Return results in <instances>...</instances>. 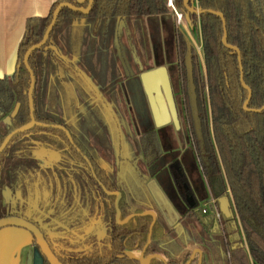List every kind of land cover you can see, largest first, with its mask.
I'll list each match as a JSON object with an SVG mask.
<instances>
[{"label":"trees","instance_id":"obj_1","mask_svg":"<svg viewBox=\"0 0 264 264\" xmlns=\"http://www.w3.org/2000/svg\"><path fill=\"white\" fill-rule=\"evenodd\" d=\"M62 1L87 5V0H57L47 15L25 20L15 70L0 78V143L29 121V73L23 55L41 40L54 8ZM174 1L190 29L198 27L201 56L189 36L174 24L166 0H92L86 14L62 7L46 42L29 55L38 124L13 135L0 153V217L37 203L46 212L42 223L50 234L42 229L45 239L63 264H264V110H249L264 104V0H189L190 6L204 10L200 14L186 10L182 0ZM208 9L223 14L226 42L238 48L241 69L237 53L221 42L220 18ZM141 18L165 19L173 41L175 60L167 70L175 109L200 177L197 185H191L183 171L177 176L184 187L182 218L198 224L201 232L191 229L175 234L158 214L152 219V202L121 169V161L132 163L119 149V173L114 178L108 160L113 140L99 107L89 106L83 118L91 132L96 130L107 162L94 156V148L89 151L74 132L67 128L71 142L53 126L63 125L64 111L58 91L51 86L45 89L48 68L67 66L81 75L85 71L102 88L120 76L114 53L106 45L108 35L99 41L81 21H93L97 31L111 21L137 23ZM56 29H61L62 46L53 39ZM63 49L72 57H63ZM240 75L250 89L248 109L243 108L247 90ZM70 83L78 99L87 102L83 85L74 78ZM16 103V115L5 123ZM141 143L142 158L152 174L160 167L153 129L142 132ZM39 149L55 152L59 159L51 167L43 166L34 156ZM2 186L19 192L20 200L13 207L1 203ZM114 191L119 192L117 201ZM204 200L212 201L207 213L199 208ZM97 220L106 226L100 241L88 231ZM125 249L142 250L143 257H149L142 263L124 254Z\"/></svg>","mask_w":264,"mask_h":264},{"label":"rangeland","instance_id":"obj_2","mask_svg":"<svg viewBox=\"0 0 264 264\" xmlns=\"http://www.w3.org/2000/svg\"><path fill=\"white\" fill-rule=\"evenodd\" d=\"M177 12L181 18L179 19L172 11L174 24L182 28L189 36L198 55L201 56L198 27L196 26L193 30L190 29V22L186 20L183 12L179 9ZM81 23L87 25L91 32L99 38V41H102L104 35H108L106 45L114 53L120 76L110 86L102 88L80 66L84 75L62 65L57 70L48 68L46 70V82L54 85L61 95L65 115L64 122L78 135L81 133L78 121L80 115L90 105L99 107L110 125L113 144L108 160L114 178L119 173L118 166L116 167V156L119 149L120 155L127 158L126 161L131 160L132 163L121 161V169L123 167L133 182L140 184L147 192L153 206L151 212L160 216L166 228L172 229L175 234L181 231L190 232L191 229L203 231L198 224L182 218L185 202L182 196L183 186L176 181L177 166H182L181 169L191 181L190 184L193 185L198 181L199 173L186 147L182 131L183 125L176 113L171 85L170 94L175 113H170L171 121L168 124L154 127L146 97V90L149 86L144 85L141 78L142 74L157 68L154 67L156 63L159 62V67L166 69L168 64L175 60L173 41L170 40V35L167 32L166 20L160 19L153 22L141 18L137 23L131 19L111 21L98 26L97 31L93 28V21L82 20ZM53 39L62 46L61 29L55 30ZM62 54L67 58L72 57L64 49ZM72 78L83 85L88 94L86 103H82L73 92L70 83ZM159 80H164V77L160 75ZM150 125L155 128L156 134L159 135L156 137V143L159 152L157 166L160 167L152 174L144 161V157L142 158L143 145L141 143V134ZM105 156L102 154L104 161H106ZM210 203L211 200L200 201V210L207 213ZM16 228L14 226L2 227L0 233ZM91 229L96 231L98 240L105 234V226L99 221L94 222ZM0 250V258L2 257L0 264H4L7 253L4 247ZM128 254L140 258L141 251L129 250Z\"/></svg>","mask_w":264,"mask_h":264},{"label":"water","instance_id":"obj_3","mask_svg":"<svg viewBox=\"0 0 264 264\" xmlns=\"http://www.w3.org/2000/svg\"><path fill=\"white\" fill-rule=\"evenodd\" d=\"M188 1L189 0H182V4H183V7L186 10H188L189 12L200 14L204 11L202 9L197 8L196 6H190ZM91 4H92V0H87V5L85 7L76 6V5H74L70 2H67V1H62V2L58 3L57 6L53 10L50 22L48 23L41 40L37 43L30 45L25 50L24 55H23V64L29 73V87H28L27 97H28L29 117L30 118H29L28 122H26L25 124H23L22 126L16 128V129L10 131L3 138V140L0 143V153L2 152V150L6 146L7 142L9 141V139L13 135H15L19 132L25 131L35 124H38V122L34 119V115H33L32 92H33L35 81H34L33 71H32V69L28 63L29 55L31 54L32 51L38 49L39 47H41L46 42V40L49 36V33L55 24L59 10L62 7H67L72 11H79L81 13L86 14L89 12V10L91 8ZM207 11L212 13V14L217 15L220 18L221 24H222V31H223L222 36H221V42L223 43L224 46L234 50L237 53L239 67L241 69L238 48L236 46L230 45L226 42V26H225V19H224L223 14L219 11H215V10H211V9H208ZM160 75H162L164 77V80H159ZM141 78H142L143 84L146 86H149L147 88L146 92H147V96H148V100L150 103V107H151V111L153 114V119H154L155 124L157 126H160V125H163V124L169 122V120H170L169 112L174 114L175 109H174V106H173V103L171 100L170 84H169V80L167 77L166 69L163 67H157L155 69H152V70L142 74ZM240 82H241L242 87L247 90V98L243 102V108L248 109L247 103H248V99L250 97V89L244 83V81L242 79V75H240ZM161 88L163 89V93L161 92ZM18 109H19V103H16L15 106L13 107L12 111L10 112L9 116H6L4 118V122L9 123L10 119L16 115ZM249 110H252L254 112H259L261 110H264V104L259 108H254V109H249ZM175 125L177 126V123H175ZM58 127L65 130L62 126H58ZM113 193L115 194V196H116L115 200L117 201V198L119 197V192L115 191ZM152 219L153 220L155 219V214L153 212H152ZM7 225L21 226V227L26 228L27 230L31 231L37 240L40 251L47 257L50 264H61L54 257V255L51 253V251L49 250L48 245H47L46 241L44 240L42 234L39 232V230L35 226L30 224L26 220L19 218V217H15V216H7V217L0 218V228L7 226ZM193 251H196V249H194ZM41 252H38L37 250H35V252H34V255H35L34 264H40V261H41V256H40L41 254L40 253ZM148 257H143V251H141V255H140L139 260H140V262L143 263L147 260Z\"/></svg>","mask_w":264,"mask_h":264},{"label":"crops","instance_id":"obj_4","mask_svg":"<svg viewBox=\"0 0 264 264\" xmlns=\"http://www.w3.org/2000/svg\"><path fill=\"white\" fill-rule=\"evenodd\" d=\"M55 1L0 0V78L12 75L15 70L26 18L47 15ZM36 156L39 160L47 157L43 151H38ZM2 197L5 202H13L17 194L3 188ZM2 247L7 253L4 264H29L30 237L25 231L10 229L0 233V249Z\"/></svg>","mask_w":264,"mask_h":264},{"label":"flooded vegetation","instance_id":"obj_5","mask_svg":"<svg viewBox=\"0 0 264 264\" xmlns=\"http://www.w3.org/2000/svg\"><path fill=\"white\" fill-rule=\"evenodd\" d=\"M181 18V17H180ZM142 39V38H141ZM65 51H66V49H64ZM63 55V54H62ZM63 57H66L65 55H63ZM67 58V57H66ZM169 65V64H168ZM160 66V64H159V62L158 63H156L155 64V66L154 67H159ZM166 69H168V66L166 67ZM167 73H168V78H169V82H170V76H169V72H168V70H167ZM46 76V75H45ZM45 83L47 84V82H46V78H45ZM35 85V84H34ZM170 85H171V82H170ZM50 86L52 87V88H55L57 91H58V89L54 86V85H51L50 83H48L47 84V87H45V89H46V91H48L49 90V88H50ZM171 89H172V97L174 96L173 94H174V90H173V88H172V86H171ZM161 92H162V88H161ZM58 93H59V91H58ZM46 94H47V92H46ZM59 95H60V93H59ZM61 96V95H60ZM146 97H147V102H148V104H149V106H150V103H149V100H148V96H147V92H146ZM81 100V99H80ZM81 102H82V100H81ZM173 102H174V106H175V101H174V97H173ZM82 103H86V102H82ZM90 106H94V105H90ZM96 106V105H95ZM89 107V106H88ZM87 107V108H88ZM86 108V109H87ZM86 109L84 110V113L82 114V115H80V118H79V123H80V131H81V133H79L78 134V137L85 143V145H86V147L88 148V150L89 151H91L92 150V148H94V152H95V154H94V156L95 155H99V157L101 158L102 157V151L100 150V148H99V146H98V144L100 143V140H99V138H98V136H97V134H96V130L95 131H93V132H91V130L89 129L90 127H88L85 123H86V121H85V119L83 118V116H85V111H86ZM33 110H34V108H33ZM150 110H151V107H150ZM169 111V110H168ZM176 113H177V111H176ZM151 114H152V111H151ZM34 115V114H33ZM169 115H170V112H169ZM152 118H153V114H152ZM35 119V118H34ZM64 119H65V115L63 114V125H61V124H54L53 126H55V127H57V128H59V129H61L60 127H58V126H62L65 130H63V129H61L63 132H65V134H66V136L70 139V135H69V131L67 130V128L70 130V131H72V132H74L73 130H72V128H70L65 122H64ZM181 120V119H180ZM152 121H153V125H154V127H157V125L155 124V122H154V119H152ZM171 121V118H170V120H169V122ZM169 122H167V123H165V124H163V125H160V126H164V125H166V124H168ZM6 123V122H5ZM181 123H182V121H181ZM183 125V124H182ZM153 126H147V128H151V129H153L154 130V132H155V138L157 137V136H159V135H157L156 134V131H155V128H154ZM183 127V129H182V131H183V133H184V139H185V141H186V147H187V150H188V152H189V154H190V156L192 157V160H193V156H192V153H191V150H190V148L188 147V141L186 140V136H185V129H184V126H182ZM109 129H110V125H109ZM146 129V128H145ZM144 129V130H145ZM75 133V132H74ZM76 134V133H75ZM81 134H84L83 136L81 135ZM77 135V134H76ZM110 135V139H112V137H111V133L109 134ZM71 140V139H70ZM71 142H72V140H71ZM158 148V147H157ZM38 151H43L45 154H46V158H42L41 160H39L38 158H37V156H36V153L38 152ZM34 156L36 157V159L38 160V162L41 164V165H43V166H47V167H51L52 166V164L54 163V162H56L58 159H59V157H58V155H57V153H55V152H49V151H45V150H43V149H39V150H37V151H35L34 152ZM85 159H86V161H87V165H88V168H89V171L92 173V175L93 176H95V171H94V169H93V167H92V165H91V163H90V161L85 157ZM41 161V162H40ZM51 161V162H50ZM193 163H194V160H193ZM194 166H195V163H194ZM196 167V166H195ZM182 168V166H177V171H178V174L180 173V172H182L183 170L181 169ZM184 172V171H183ZM185 173V172H184ZM178 174H177V176H178ZM177 176H176V181H177ZM185 176H186V174H185ZM187 178V177H186ZM187 180H188V182L190 183L191 181L187 178ZM199 180H200V177L198 178V181L196 182V183H194V184H198V182H199ZM178 183V182H177ZM180 184V183H179ZM180 185H182V184H180ZM191 185H193V184H191ZM183 186V185H182ZM3 188H7L6 186H2L1 187V203L3 204V205H6V206H10V207H13L14 206V204H15V202L16 201H18V200H20V194H19V192L18 191H11L9 188H7V189H9L11 192H14V193H16L17 194V197L14 199V201L13 202H5L4 200H3V197H2V189ZM183 189H184V187H183ZM183 191V190H182ZM115 192V191H114ZM116 197V196H115ZM116 199V198H115ZM13 211H11L10 210V213L9 214H7V215H4L3 217H7V216H15V217H19V218H22V219H24V220H26L27 222H29L30 224H32L33 226H35L38 230H39V232L42 234V236H43V238H44V240L46 241V243H47V245H48V248H49V250L51 251V253L54 255V257L61 263V264H63L59 259H58V257L54 254V252H53V250L51 249V247H50V245H49V243L47 242V240L45 239V236H44V233H43V231H42V229H44V231L47 233V234H50V231L48 230V227H47V225L43 222L42 223V219L44 218V216H46V212H43V210L38 206V204L37 203H35V202H30L28 205H27V207L25 208V209H20L19 210V212H18V214H14V213H12ZM3 217H0V218H3ZM97 221H99V220H97ZM96 222V221H95ZM100 222V221H99ZM94 223V222H93ZM92 223V224H93ZM101 223V222H100ZM102 224V223H101ZM104 225V224H103ZM7 226H14V227H17L16 229H19V230H23V231H25L28 235H29V237H30V254H29V264H34V258H35V255H34V252H35V250H37L38 252H41L40 251V248H39V246H38V243H37V240H36V238H35V236H34V234L31 232V231H29V230H27L26 228H23V227H21V226H15V225H7ZM105 226V225H104ZM4 227H6V226H4ZM91 227H92V225L89 227V229H88V231L90 232H94V234H95V236H96V231H94L93 229H91ZM2 228V227H1ZM106 235V226H105V234H104V236ZM103 236V237H104ZM102 237V238H103ZM102 238H100L98 241H100ZM128 251L129 250H127V249H125L123 252H124V254H126V255H128L129 256V254H128ZM138 251H140V250H138ZM142 251V250H141ZM41 255V261H40V264H50V262L48 261V259H47V257L41 252L40 253ZM130 257H133V256H130ZM136 258H139V257H136Z\"/></svg>","mask_w":264,"mask_h":264},{"label":"built area","instance_id":"obj_6","mask_svg":"<svg viewBox=\"0 0 264 264\" xmlns=\"http://www.w3.org/2000/svg\"><path fill=\"white\" fill-rule=\"evenodd\" d=\"M166 2H167V5L171 8V10L174 12V14L180 19L181 15L177 12V9L175 7V1L174 0H166ZM203 212H204V210H203ZM216 215L218 216L217 212H216Z\"/></svg>","mask_w":264,"mask_h":264}]
</instances>
